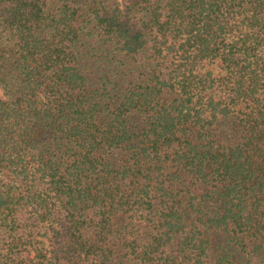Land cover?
<instances>
[{
	"label": "trees",
	"instance_id": "obj_1",
	"mask_svg": "<svg viewBox=\"0 0 264 264\" xmlns=\"http://www.w3.org/2000/svg\"><path fill=\"white\" fill-rule=\"evenodd\" d=\"M0 264H264V0H0Z\"/></svg>",
	"mask_w": 264,
	"mask_h": 264
}]
</instances>
